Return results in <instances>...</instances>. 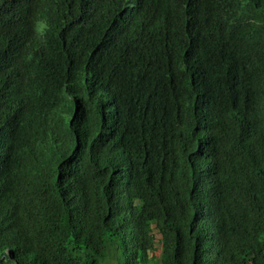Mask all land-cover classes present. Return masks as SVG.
I'll return each mask as SVG.
<instances>
[{"label":"trees","instance_id":"trees-1","mask_svg":"<svg viewBox=\"0 0 264 264\" xmlns=\"http://www.w3.org/2000/svg\"><path fill=\"white\" fill-rule=\"evenodd\" d=\"M0 264H264V0H0Z\"/></svg>","mask_w":264,"mask_h":264}]
</instances>
